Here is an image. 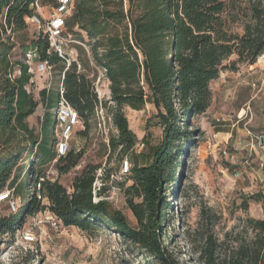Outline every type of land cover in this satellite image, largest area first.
Segmentation results:
<instances>
[{"label": "trees", "instance_id": "16d2710c", "mask_svg": "<svg viewBox=\"0 0 264 264\" xmlns=\"http://www.w3.org/2000/svg\"><path fill=\"white\" fill-rule=\"evenodd\" d=\"M36 1L0 0V194L11 188L10 194L15 198L16 193L25 202L18 212L0 216V237L13 236L25 215L46 208L66 226L109 227L159 264H176L164 239L165 211L170 207L166 193L177 181L180 159L192 139L189 117L208 109L210 84L222 71L235 70L238 63L253 65L264 55V0H246L249 20L243 34L231 31L228 24L239 0H75L65 36L69 31L85 41L74 28L86 32L89 55L78 46L82 56L68 65L69 55L56 52L43 33L34 40L40 60L53 66V78L57 79L56 89L41 90V100L49 110L56 108L63 86L66 100L85 123L81 136L88 134L100 105L93 84L99 68L107 69L115 103L109 109L118 131L110 139L112 151L128 153L138 142L124 107L141 111L149 99L154 103L165 124L163 140L152 148L150 163L135 161L132 183L125 188L137 226L121 211L112 210L109 203L93 202L92 184L100 165H88L74 179L72 191L59 180L49 179L46 172H39L56 157V120L49 112L40 133L30 126L28 119L41 101L27 89L32 74L24 57L16 62L9 58L14 48L11 39L27 29ZM39 1L57 5L56 0ZM234 55L238 58L226 65ZM103 106L108 107V102L103 101ZM179 109L184 113L183 131L178 125ZM24 155L25 174H14ZM83 156V151L71 149L56 163L59 174L71 172ZM260 199L264 202L262 194ZM220 247L224 251L218 254ZM199 254L204 264H264V216L248 217L243 230L233 238L227 233L225 240L217 241L209 234ZM0 264L4 263L0 260Z\"/></svg>", "mask_w": 264, "mask_h": 264}, {"label": "rangeland", "instance_id": "374dc122", "mask_svg": "<svg viewBox=\"0 0 264 264\" xmlns=\"http://www.w3.org/2000/svg\"><path fill=\"white\" fill-rule=\"evenodd\" d=\"M54 7L39 4L35 14L42 20L53 15ZM248 3L239 0L237 8L229 18L231 31L243 34L244 23L249 20ZM67 32V30H66ZM74 32L81 33L85 41L68 31L70 40L67 54L72 59L82 56L81 46L90 54V38L79 27ZM10 34V31H8ZM42 34L37 26L28 23L25 30L18 31L11 39L14 48L10 60H22L26 52L34 49L33 42ZM25 46V47H24ZM24 47V48H23ZM25 52V53H26ZM236 55L225 62L230 66ZM235 70L226 69L220 77L211 82L212 98L208 109L202 113L191 114L188 130L192 139L185 147L180 166L176 171V182L170 187L167 201L169 209L165 211V242L176 264H204L199 250L205 245L206 237L211 234L217 241L230 238L243 230L248 217H263L264 202V55L253 65L238 63ZM15 75H18L16 70ZM31 89L37 100L41 101L34 115L28 122L36 133L42 130V122L47 114L55 118L56 108L46 107L40 92L50 81L54 85L55 77L37 74ZM53 81V84H52ZM104 108L105 122L99 115L90 123L86 136L80 131L85 129L82 121L72 137L71 147L83 151L81 163L67 174H59L56 164L36 169L46 172L51 180H59L72 191L74 179L88 166L106 165L118 170L122 160L128 157L132 164L150 163L152 148L158 146L164 136L165 124L154 103L149 99L146 108L137 111L124 107L130 128L136 133L137 145L128 153L118 149L112 151L110 139L118 134L109 109L115 107L111 100ZM179 108V107H178ZM178 125L185 130L184 113L178 110ZM111 117V118H110ZM59 126L55 123L54 135L58 142ZM27 162L24 155L14 174H25L22 166ZM30 170V168H29ZM130 181L129 184H131ZM6 189L3 193L12 192ZM12 200L0 201V216L18 212L24 205L16 193ZM128 195L122 192L118 201L110 204L112 210L121 211L132 226H137V219L127 203ZM140 201V198H136ZM247 204V207H246ZM47 209H40L33 215H25L24 221L15 230L13 236L0 237V260L4 264H159L145 251L126 240L117 231L99 225L88 229L78 226H66L55 216L46 218ZM45 221L37 224V216ZM33 235L34 240H27ZM243 235V234H242ZM224 248L218 249L221 254Z\"/></svg>", "mask_w": 264, "mask_h": 264}, {"label": "built area", "instance_id": "2783aa9c", "mask_svg": "<svg viewBox=\"0 0 264 264\" xmlns=\"http://www.w3.org/2000/svg\"><path fill=\"white\" fill-rule=\"evenodd\" d=\"M57 5L54 7L53 15L48 20L42 18L35 13L30 18V23L37 26L40 31L49 38L51 47L60 55L67 54V48L70 40L65 36L66 21L72 15L75 0H56ZM40 1L37 0L33 6L39 8ZM70 57V56H69ZM71 57L68 60V65L71 63ZM24 61L29 66V72L32 74V79L27 89L32 91L31 85L35 82L34 77L37 74H46L49 77L53 75V66L47 61H42L36 48L30 49L24 54ZM79 68H81L79 66ZM64 76V75H63ZM94 75L92 74L91 77ZM94 88L98 95L100 105L96 110L97 117H104V100H111L110 80L107 77V69L105 67L99 68L98 75L94 82ZM46 88L51 87L49 81ZM113 102V101H112ZM114 103V102H113ZM111 118V117H110ZM56 122L59 126L58 142L56 145V157L51 164H56L61 157H65L70 150L72 137L76 131L77 126L82 122L79 113L66 100L64 96V89L61 86L60 99L56 107ZM133 164L128 157H125L118 170L108 168L106 165L100 166L95 172L94 182L92 184V199L94 203L107 202L109 204L118 201L122 192L129 185L131 179ZM34 190V189H33ZM10 191L0 194V201H9L13 209L16 208V203ZM46 201V200H45ZM47 202V201H46ZM48 204V203H47ZM48 210V209H47ZM55 215L49 210L46 218H53ZM56 217V216H55ZM57 218V217H56ZM37 224L45 221V218L40 214L37 216ZM27 240L33 241V235H27Z\"/></svg>", "mask_w": 264, "mask_h": 264}]
</instances>
